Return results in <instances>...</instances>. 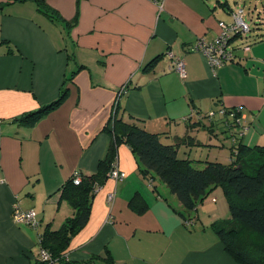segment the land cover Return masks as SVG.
Wrapping results in <instances>:
<instances>
[{
	"label": "crops",
	"instance_id": "obj_1",
	"mask_svg": "<svg viewBox=\"0 0 264 264\" xmlns=\"http://www.w3.org/2000/svg\"><path fill=\"white\" fill-rule=\"evenodd\" d=\"M43 1L60 20L41 12L34 0H0V264H39L46 226L55 230L74 215L58 191L77 172H97L113 143L105 127L112 125L117 103L124 121L167 136L165 142L194 129L201 146H182V158L196 152L197 160L206 159L203 152L219 148L220 136L213 139L209 126H219L228 140L233 132L247 147H264V41L238 50L235 61L215 71L195 50L201 39L213 41L221 33L219 24L232 11L225 13L221 1ZM169 53L184 61L186 79L171 71ZM159 56L155 69L144 72ZM73 59L77 67L71 70ZM63 89L62 104L35 125L12 121L53 103ZM221 107L238 113L230 133L226 122L217 125ZM212 111V121L196 123ZM189 116L194 126L184 123ZM118 167L127 177L109 179L95 194L68 262L110 257L114 264H237L212 228L216 213L203 211L204 203L182 217L187 213L178 198L158 179L151 185L126 145L118 148ZM135 195L146 211L132 208ZM209 200L205 208L222 202L229 212L223 191ZM16 205L34 209L39 227L15 223Z\"/></svg>",
	"mask_w": 264,
	"mask_h": 264
},
{
	"label": "trees",
	"instance_id": "obj_2",
	"mask_svg": "<svg viewBox=\"0 0 264 264\" xmlns=\"http://www.w3.org/2000/svg\"><path fill=\"white\" fill-rule=\"evenodd\" d=\"M23 1L26 0H7V5ZM34 1L41 12H44L51 19L60 20L56 11H53L43 0ZM229 8L228 13L231 10ZM240 9H242L241 6L230 11L229 14L233 18V22L229 25H234V14ZM242 10L244 14V9ZM243 19L248 25V33H251L252 29L244 16ZM248 33H228L226 41L223 44L221 42V46L217 44L216 48L220 46L218 52L222 51L224 56L233 62L237 59L238 50H244L253 44L264 41V32L256 33L255 38L248 39L245 37L244 40H240ZM168 57L172 61L171 71L176 72L174 60L177 58L174 55L170 57V53ZM220 57L223 56L220 55ZM160 61V56L155 58L146 65L144 72H152ZM231 62H225L224 65ZM66 97L67 90L63 89L59 98L53 103L37 111L26 113L12 121L19 125H35L61 105ZM118 105L117 103L111 119L112 125L105 127V131L112 134L113 143L105 160L100 162L97 172L90 175L77 172L58 191L61 203H68L73 209L74 215L55 230L52 225L46 226L39 242V264H72L68 262L66 257L67 251L73 239L88 224L92 212L93 197L110 179L109 173L118 165V148L121 145H126L131 149L140 172L148 178L151 185L154 184L155 179H158L178 198L187 213L186 216L180 213L184 218L190 217V214L195 212L209 195L221 188L227 201L230 216L227 220L214 222L212 228L219 237L225 252L237 264H264V147L255 149L247 147L238 135H234L232 132L230 140L232 137L234 139L232 146H230L231 161L229 164L208 158L197 160L191 155L182 158L179 155L182 146L189 145L191 142L196 146H201L193 134L194 129L192 134L188 135L187 133L182 138L176 137L174 143H168L165 142L167 136L151 133L143 126L124 121L122 111H117ZM216 114L217 111L203 115L197 113L199 120L196 123H201L207 119L212 121ZM220 114L222 116L216 118L217 125L226 122L230 133L237 125L238 113L227 107H221ZM230 115H232V119ZM192 117H187L184 123L188 126H194L195 122H192ZM217 127L218 129L212 126L206 128L209 134H212V128L215 130L213 139L222 132L226 133L219 126ZM209 138L211 137L209 136ZM77 177L81 179L79 184L75 183ZM131 206L139 213L147 210V205L140 195H135L131 200ZM18 224L31 226L27 223ZM31 227L38 228L39 221L37 227ZM42 251H45L49 256L47 261L43 260ZM73 264H114V262L110 257H107L105 260L94 258L87 262Z\"/></svg>",
	"mask_w": 264,
	"mask_h": 264
},
{
	"label": "built area",
	"instance_id": "obj_3",
	"mask_svg": "<svg viewBox=\"0 0 264 264\" xmlns=\"http://www.w3.org/2000/svg\"><path fill=\"white\" fill-rule=\"evenodd\" d=\"M237 13H238V15H237ZM237 19L238 20L241 19V22L237 21ZM219 25H220V28L222 31L216 37L215 40L208 42L204 39H201L195 45V50L198 51L199 53H201L209 61V64H210L212 71H215V70L225 66L224 65L225 62L226 63L231 62V60H229L226 56H224L222 51L220 53L218 52V50L220 49L219 47L221 46V42L223 44L226 41L227 34L230 32H236V33L241 32L243 34L249 32L248 25L245 24L244 19H243V10L242 9L235 12V14H234V25H229V24L225 23L224 21L221 22ZM217 44L220 45L218 48H216ZM220 55L223 57H220ZM170 57H173V55L171 54ZM174 69L180 75V77L182 79H186L187 72H186V67H185L184 61H182L180 59L174 60ZM125 87L126 86H124L120 90V94H119L120 97L122 96V94L126 93ZM126 177H127V174L125 172L121 171L119 169L118 165L114 169H112V171L109 173V178L114 180V181L123 180ZM80 182H81L80 177H77L75 179V183L79 184ZM114 199H115V195L113 193L109 194L108 202L113 203ZM36 216L37 215H36V212L34 210L24 211L20 207H18L17 205L14 207L13 215H12L15 223H27V224H30L31 226H34V227L38 226V221L36 220ZM42 253L44 255L43 260L47 261L49 259V256L45 253V251H42Z\"/></svg>",
	"mask_w": 264,
	"mask_h": 264
},
{
	"label": "rangeland",
	"instance_id": "obj_4",
	"mask_svg": "<svg viewBox=\"0 0 264 264\" xmlns=\"http://www.w3.org/2000/svg\"><path fill=\"white\" fill-rule=\"evenodd\" d=\"M213 1H217V0H210V3H213ZM222 3H226L227 5L224 6V8L222 9L225 13H228V8L231 10H235L236 8H239V6H241L242 9H244V18L246 20V22L250 25L252 31L251 33H248L246 36L243 37V39L240 40H244L245 37L249 38H255V36L257 35L256 33H261L264 32V1L263 0H219ZM238 15V13H237ZM237 21L241 22V19H237ZM224 22L230 24L233 22V18L231 17V15L226 14V18L224 19ZM263 27V29H262ZM69 54L73 56L72 53V49L69 50ZM76 61L75 59L71 60V70L75 69L77 67V65L75 64ZM209 122V121H208ZM210 123V122H209ZM202 124H205L204 122ZM204 128L201 127L200 131H202V134H200V139L202 141L204 138ZM208 136V135H207ZM207 136L206 139H207ZM220 139L219 140V148H212L213 151L212 153L209 155L208 151L203 152L202 154H204V156H207V158H210L209 160H214V161H218L220 163L223 164H229L231 159V155H230V140L227 139L226 133L222 132V134H219ZM216 140V138H214ZM226 140L225 145L221 147L222 142H224ZM192 157L194 158H200L201 156L199 155V153L193 152L191 154ZM206 158V157H204ZM204 160V159H202ZM206 160V159H205ZM219 191H222L221 188L218 189ZM210 203L209 201L204 202V208L203 211H207V213L209 212V210H211L212 212L216 213L215 218L217 221H224L227 220L229 218V212L227 211V209L225 208V204L223 205L222 202H220L217 206L213 207L216 204H213L211 209H207L205 208V206H207ZM216 209V210H214Z\"/></svg>",
	"mask_w": 264,
	"mask_h": 264
}]
</instances>
